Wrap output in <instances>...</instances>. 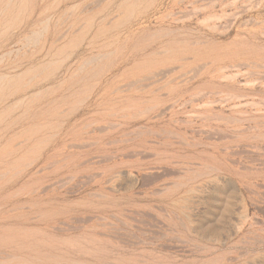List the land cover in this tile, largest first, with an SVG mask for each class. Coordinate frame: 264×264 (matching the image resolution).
<instances>
[{
	"label": "rangeland",
	"instance_id": "rangeland-1",
	"mask_svg": "<svg viewBox=\"0 0 264 264\" xmlns=\"http://www.w3.org/2000/svg\"><path fill=\"white\" fill-rule=\"evenodd\" d=\"M0 264H264V0H0Z\"/></svg>",
	"mask_w": 264,
	"mask_h": 264
}]
</instances>
